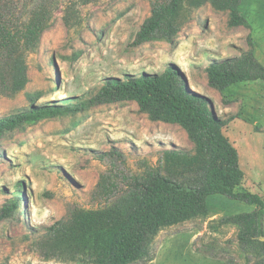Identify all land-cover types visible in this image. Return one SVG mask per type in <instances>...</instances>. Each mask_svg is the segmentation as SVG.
<instances>
[{
    "label": "rangeland",
    "instance_id": "1",
    "mask_svg": "<svg viewBox=\"0 0 264 264\" xmlns=\"http://www.w3.org/2000/svg\"><path fill=\"white\" fill-rule=\"evenodd\" d=\"M9 1L26 17L44 2L51 18L40 44L23 53L25 87L12 92L0 84V117L34 105L85 109L31 120L0 136V264H97L45 257L47 229L76 208L104 204L97 189L105 175L123 190L132 174L158 165L165 150L196 153L185 127L153 120L136 101L89 104L109 77L179 70L223 119L246 173L244 187L264 196V80L217 89L206 71L250 51L264 64V0H241L242 25L211 0H182L171 39L143 43L137 42L141 26L156 5L172 0ZM255 208L213 195L207 215L163 226L152 243L154 259L132 264H247L240 228L225 217Z\"/></svg>",
    "mask_w": 264,
    "mask_h": 264
},
{
    "label": "trees",
    "instance_id": "2",
    "mask_svg": "<svg viewBox=\"0 0 264 264\" xmlns=\"http://www.w3.org/2000/svg\"><path fill=\"white\" fill-rule=\"evenodd\" d=\"M181 1L156 5L153 15L137 32V42L171 39ZM211 1L218 9L232 11V24L247 22L240 11L241 0ZM23 15L22 8L16 11L9 0H0V84L12 92L28 83L23 53L40 44L51 11L42 2L30 7L27 17ZM206 71L208 83L217 89L239 81L264 80V64L253 51L241 58L210 63ZM189 85L174 68L162 74L127 73L124 78H107L89 99L93 105L136 101L153 120L185 127L196 153L165 150L158 165L147 164L140 173L132 174L123 190L118 189L110 175H105L97 189L105 203L95 209L76 208L68 218L51 225L41 247L45 257L97 264L151 261L153 240L163 226L207 215L210 197L222 194L256 206L249 212L228 215L225 220L239 226L247 264H264V196L244 187L246 173L238 149L224 132L223 119ZM83 106L34 105L0 117V136L31 120L79 113L85 109ZM19 206L20 202H16L11 208Z\"/></svg>",
    "mask_w": 264,
    "mask_h": 264
}]
</instances>
